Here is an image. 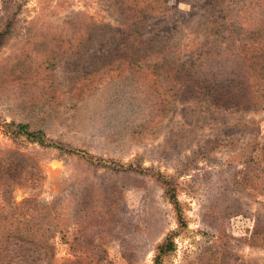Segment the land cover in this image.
<instances>
[{"label": "rangeland", "instance_id": "374dc122", "mask_svg": "<svg viewBox=\"0 0 264 264\" xmlns=\"http://www.w3.org/2000/svg\"><path fill=\"white\" fill-rule=\"evenodd\" d=\"M246 7L0 0V151L28 158L18 203L54 202L62 232L50 240L52 264H154L170 233L175 249L162 264H264V106L232 113L191 103L161 70L215 41L213 28H230L214 16ZM141 11L148 19H136ZM13 121L67 150L13 139ZM136 166L177 184L185 228L165 189Z\"/></svg>", "mask_w": 264, "mask_h": 264}, {"label": "trees", "instance_id": "16d2710c", "mask_svg": "<svg viewBox=\"0 0 264 264\" xmlns=\"http://www.w3.org/2000/svg\"><path fill=\"white\" fill-rule=\"evenodd\" d=\"M158 1L166 3L167 0ZM245 1L248 7L234 10L235 15L229 11L228 17H213L215 26L223 22L230 23L228 30L213 28V31H209L215 41L206 37L200 46L197 44L196 52L176 58L175 63L170 60L162 67L163 72L181 83V94L185 100L232 113L264 106V7L256 9L249 4L251 1ZM237 3L234 5L237 6ZM149 12L141 11L136 19H148ZM3 35L0 34V42ZM84 42L85 36L80 39V43ZM187 48L183 46L182 50ZM138 68L145 71L149 66ZM8 127L15 140L24 137L28 143L67 150L49 139L45 131L33 130L29 123L13 121ZM261 150L264 153V145ZM70 153L81 155L85 160H93V157L80 149H71ZM27 162L26 156L14 150L0 151V264H38V261L52 264L50 240L57 232H62L61 224L58 223L60 217L53 216L54 202L38 203L37 200L25 199L18 203L14 198V188L24 185L21 182L22 173ZM133 168V172L152 178L165 189L174 206L180 228H185L177 184L150 168ZM173 235L170 233L157 246L154 264H162L163 258L174 251Z\"/></svg>", "mask_w": 264, "mask_h": 264}]
</instances>
